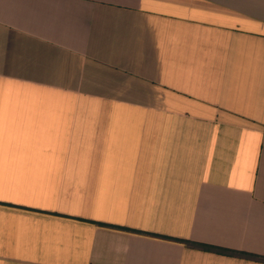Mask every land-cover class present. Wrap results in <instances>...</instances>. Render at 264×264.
<instances>
[{"label":"crops","instance_id":"0c3cea01","mask_svg":"<svg viewBox=\"0 0 264 264\" xmlns=\"http://www.w3.org/2000/svg\"><path fill=\"white\" fill-rule=\"evenodd\" d=\"M260 258L264 0H0V264Z\"/></svg>","mask_w":264,"mask_h":264},{"label":"trees","instance_id":"16d2710c","mask_svg":"<svg viewBox=\"0 0 264 264\" xmlns=\"http://www.w3.org/2000/svg\"><path fill=\"white\" fill-rule=\"evenodd\" d=\"M159 239H164V240H169V241H174V242H178V243H182L186 246H190V247H194V248H200V249H205V250H210V251H218V252H228L226 250H222L220 248H216L207 244H201V243H196V242H192L189 240H179V239H173V238H168V237H164V236H157V235H150ZM241 255H248L245 253H242ZM262 260H264V258H260Z\"/></svg>","mask_w":264,"mask_h":264}]
</instances>
